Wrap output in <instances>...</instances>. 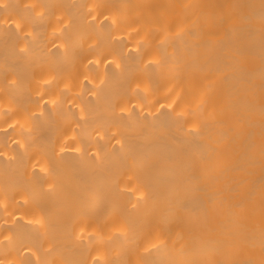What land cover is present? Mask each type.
<instances>
[{
  "label": "bare ground",
  "instance_id": "6f19581e",
  "mask_svg": "<svg viewBox=\"0 0 264 264\" xmlns=\"http://www.w3.org/2000/svg\"><path fill=\"white\" fill-rule=\"evenodd\" d=\"M0 264H264V0H0Z\"/></svg>",
  "mask_w": 264,
  "mask_h": 264
}]
</instances>
